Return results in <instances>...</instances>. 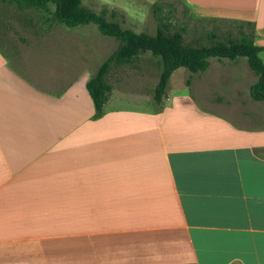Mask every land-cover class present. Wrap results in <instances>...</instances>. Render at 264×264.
I'll return each mask as SVG.
<instances>
[{"label": "crops", "instance_id": "crops-1", "mask_svg": "<svg viewBox=\"0 0 264 264\" xmlns=\"http://www.w3.org/2000/svg\"><path fill=\"white\" fill-rule=\"evenodd\" d=\"M175 1L253 25L264 54V0ZM65 28L13 58L0 47V264H264L254 84L224 103L207 91L132 110L112 97L95 119L94 73Z\"/></svg>", "mask_w": 264, "mask_h": 264}, {"label": "rangeland", "instance_id": "rangeland-1", "mask_svg": "<svg viewBox=\"0 0 264 264\" xmlns=\"http://www.w3.org/2000/svg\"><path fill=\"white\" fill-rule=\"evenodd\" d=\"M156 3L161 6L159 14L164 17L162 23L153 14V5ZM83 5L97 14H101L104 9L108 10V20L116 23L122 30L155 35L161 26L170 39L187 50L210 48L219 43L240 44L243 35L255 43L253 25L228 19L196 18L183 1L83 0ZM55 10L52 3L44 8L26 9L20 8L16 3H5L3 8L0 7V47L5 48L6 42L8 49L5 50L13 58L18 53L16 49L20 43L29 45L35 42L36 37L41 39L44 33L52 29H66V26L55 20ZM62 33L65 34L61 36V40L75 47L77 63L84 64L94 74L119 46L116 38L103 35L93 23ZM261 56L264 59L263 53ZM45 64L40 63V66H44L46 72ZM160 74V60L150 51L140 52L122 62H114L107 76V82L112 87L108 99L112 100L114 97L119 108L137 110L146 105L158 107L154 92ZM257 80L258 76L251 70L246 58L211 57L209 67L204 72L192 73L186 68L176 70L169 80L164 100L183 103L187 102L182 99L184 97L208 91V101L224 103L226 100L223 97L234 88L248 93L249 84L253 85ZM255 111H264V106L257 105Z\"/></svg>", "mask_w": 264, "mask_h": 264}, {"label": "trees", "instance_id": "trees-1", "mask_svg": "<svg viewBox=\"0 0 264 264\" xmlns=\"http://www.w3.org/2000/svg\"><path fill=\"white\" fill-rule=\"evenodd\" d=\"M4 3H16L20 8H44L49 3L55 5L54 18L68 28L95 24L100 32L119 41L117 50L109 56L99 67L93 77L87 82V90L93 100L95 115L98 119L103 115V109L108 101L112 87L107 82V76L114 62L133 58L140 52L150 51L160 60L161 74L155 88L154 99L161 103L167 96V88L172 74L186 68L192 73L204 72L209 67V58L220 59L246 58L251 70L258 76V81L251 88L254 101H264V59L261 56L263 48L250 42L243 35L240 44H217L210 48L183 49L175 40L158 27L155 35L135 33L131 30H122L116 23L108 20L109 11L104 9L101 14L84 7L83 0H2ZM161 6L153 5V14L159 23L164 17L159 13ZM180 37V35H177Z\"/></svg>", "mask_w": 264, "mask_h": 264}]
</instances>
